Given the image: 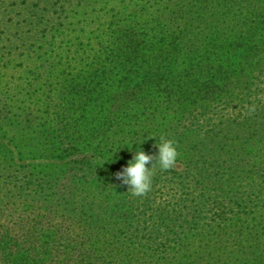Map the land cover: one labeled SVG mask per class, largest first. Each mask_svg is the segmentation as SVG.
Returning <instances> with one entry per match:
<instances>
[{
    "label": "trees",
    "instance_id": "1",
    "mask_svg": "<svg viewBox=\"0 0 264 264\" xmlns=\"http://www.w3.org/2000/svg\"><path fill=\"white\" fill-rule=\"evenodd\" d=\"M0 6V264H264V0Z\"/></svg>",
    "mask_w": 264,
    "mask_h": 264
},
{
    "label": "clouds",
    "instance_id": "2",
    "mask_svg": "<svg viewBox=\"0 0 264 264\" xmlns=\"http://www.w3.org/2000/svg\"><path fill=\"white\" fill-rule=\"evenodd\" d=\"M140 145L114 177L135 196H143L151 190L157 166L161 170L171 169L180 156L176 142L169 138L160 137L154 142L155 153L145 152Z\"/></svg>",
    "mask_w": 264,
    "mask_h": 264
},
{
    "label": "rangeland",
    "instance_id": "3",
    "mask_svg": "<svg viewBox=\"0 0 264 264\" xmlns=\"http://www.w3.org/2000/svg\"><path fill=\"white\" fill-rule=\"evenodd\" d=\"M6 17L7 15L3 16L2 6H0V21H3Z\"/></svg>",
    "mask_w": 264,
    "mask_h": 264
}]
</instances>
